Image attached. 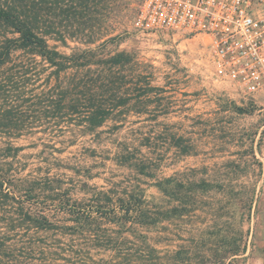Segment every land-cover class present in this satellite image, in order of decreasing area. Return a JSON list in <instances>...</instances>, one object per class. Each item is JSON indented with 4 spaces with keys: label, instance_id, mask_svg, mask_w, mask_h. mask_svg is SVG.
Segmentation results:
<instances>
[{
    "label": "rangeland",
    "instance_id": "rangeland-1",
    "mask_svg": "<svg viewBox=\"0 0 264 264\" xmlns=\"http://www.w3.org/2000/svg\"><path fill=\"white\" fill-rule=\"evenodd\" d=\"M138 3L119 0L100 32L118 37L105 52L135 56L136 65L127 69L131 93L138 86L156 89L130 99L92 134H0V171L10 173L12 194L24 199L32 190L38 197L32 206L49 214L66 194L86 199L95 188L118 193L139 185L156 196L154 181L172 175L190 186V198L187 204L176 200V215L162 222L156 242L162 252L182 244L193 249L200 237L211 252L222 251L219 239L231 237L236 251L224 264H264V90L245 95L213 83L207 48L197 39L136 31ZM48 42L65 53L85 46ZM9 143L23 149L3 156ZM141 164L149 175L141 174ZM201 181L207 184L201 187ZM162 206H168L164 199ZM16 208L17 199L0 202V264L10 259L4 244L12 243L6 239Z\"/></svg>",
    "mask_w": 264,
    "mask_h": 264
},
{
    "label": "trees",
    "instance_id": "trees-1",
    "mask_svg": "<svg viewBox=\"0 0 264 264\" xmlns=\"http://www.w3.org/2000/svg\"><path fill=\"white\" fill-rule=\"evenodd\" d=\"M118 3L0 0V134H92L130 99L140 100L156 89L138 86L131 93L127 69L136 65L135 56L124 50L104 51L118 40L100 32ZM50 38L85 46L65 53L50 45ZM22 149L9 143L2 155L14 156ZM138 167L141 174H150L144 164ZM11 178L0 171V202L17 199V217L6 239L12 243L4 244L7 264H224L223 259L236 251L231 237L219 239L222 251L211 252L203 237L193 249L182 244L162 252L157 247L162 222L176 215L174 202L182 199L187 204L190 198V186L172 175L154 181L156 196H148L139 185L118 193L95 188L86 199L66 194L51 205L50 214L32 206L38 199L32 190L25 191L24 199L12 194ZM206 184L201 181L200 186Z\"/></svg>",
    "mask_w": 264,
    "mask_h": 264
},
{
    "label": "built area",
    "instance_id": "built-area-1",
    "mask_svg": "<svg viewBox=\"0 0 264 264\" xmlns=\"http://www.w3.org/2000/svg\"><path fill=\"white\" fill-rule=\"evenodd\" d=\"M132 26L197 39L213 83L245 95L264 90V0H139Z\"/></svg>",
    "mask_w": 264,
    "mask_h": 264
}]
</instances>
